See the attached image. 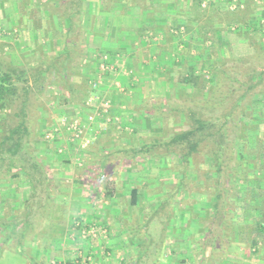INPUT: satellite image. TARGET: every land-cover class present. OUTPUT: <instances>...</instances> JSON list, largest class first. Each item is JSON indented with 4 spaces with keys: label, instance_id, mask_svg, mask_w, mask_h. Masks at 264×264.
<instances>
[{
    "label": "crops",
    "instance_id": "crops-1",
    "mask_svg": "<svg viewBox=\"0 0 264 264\" xmlns=\"http://www.w3.org/2000/svg\"><path fill=\"white\" fill-rule=\"evenodd\" d=\"M230 1L215 0L207 9L224 11ZM197 2L0 0V55L11 61L9 57L19 54L23 60L14 64L22 66L32 65L33 60L38 63L40 57L65 55L61 69L69 75L67 85L78 86L86 77L91 86V109L97 107L114 125L107 127L101 114L95 116L87 131L95 140L81 152L82 164L72 159L82 150L74 143L78 141L67 143L74 145L67 147V156L58 153L56 140L42 141L33 150L43 169L35 188L22 171L17 179H0V264H141L150 249L159 258L149 259L151 264H194L195 259H182L180 249V259H174L171 249L177 248V241L169 228L164 236L161 230L158 237L142 235L133 220L138 209L128 205L130 194L124 212L115 203L118 196L102 186L114 163L104 162L108 169L101 174L98 158L101 152L114 155L136 149L142 137L155 134L156 128H147L142 121L160 119L153 113V105L169 101L168 82L185 74L192 64L186 58V51L196 47L189 44L196 34L191 27L201 24L204 10ZM263 13L264 6L258 14ZM71 53L73 62L66 60ZM71 63L76 64L75 71H71ZM68 101L64 112L70 118L82 115L80 102ZM128 161L120 159V164L129 168ZM92 229H96L95 235ZM179 240L180 247L186 248L187 242ZM168 246L169 255L163 250ZM253 258L244 254L242 259L233 256L228 260L229 264H264L263 259Z\"/></svg>",
    "mask_w": 264,
    "mask_h": 264
},
{
    "label": "trees",
    "instance_id": "trees-1",
    "mask_svg": "<svg viewBox=\"0 0 264 264\" xmlns=\"http://www.w3.org/2000/svg\"><path fill=\"white\" fill-rule=\"evenodd\" d=\"M225 12L222 14L236 17L234 20L237 22L242 23L248 18L246 13L239 10ZM188 30L187 26L183 35ZM218 31L219 28L209 23L199 26L195 36L191 38L196 44H204V47H198L197 58L208 55L205 42L211 38L214 40L212 35L215 36ZM73 55H67L66 60L70 58L73 62ZM64 56L46 59L40 57L38 65L33 67L14 64L0 55V179H17L22 171L29 179L31 187L35 188L37 177L43 170L33 150L41 143L37 139L39 134L35 125L38 120L41 122L44 119L37 111L33 114L31 110L32 88H36V92H42L45 89L44 82L50 80L57 89L65 91L69 100L80 102L85 112L89 110L85 105L91 86L86 77L78 86L67 85L69 75L61 69ZM248 62L251 65L249 71L244 69ZM248 62L242 63L243 68L232 67L225 59L214 57L208 71L190 69L183 73L179 78L183 91L177 96L180 101L173 105H153L156 107L153 113L160 116L156 121L158 129L161 130L160 127L165 124L164 117L169 112H183L184 120L174 121L180 128L173 130V133L163 132V135H168L167 138L162 135L142 137L141 143L137 142L140 143L139 147L123 151L125 155L122 160L137 158L135 162L130 160L126 163L129 168L142 166L141 164H147L146 160L152 159L160 164L165 160V170L170 172L177 167L180 169V176L175 185L170 186L169 195H162L161 191L162 182L165 183L170 176L169 172L160 173L159 185L150 188L149 192L152 193L149 198L157 203L151 215L164 217L160 222L162 236L167 228L174 229V224H177L182 239L189 246V258L199 256L195 264H229L228 259L234 256L235 251L232 245L234 236L245 244L250 254H256L259 246H264V152L248 147V132L256 129L257 125L252 122V114L245 113L250 105L244 100L245 96L252 94L256 86L263 85L264 66L255 67L252 66L253 61ZM75 67L76 64L71 63V71H75ZM254 75L258 78L256 81H252ZM243 76L251 79L243 80ZM201 77H206V82L209 83L205 92L200 90L204 85L199 88L196 86ZM60 78L63 85L58 82ZM263 90L261 87L259 91ZM195 92L202 94L198 96ZM261 135L262 137L254 134L255 147L263 142L264 134ZM238 141L242 142V146L237 145ZM111 154H99L98 166H101V174L108 169L104 162L109 160ZM174 156L180 161L172 162L170 157ZM204 158L214 164L213 168L199 167V161L202 159L204 163ZM196 172H202L207 178H198ZM148 183L146 180L142 184L147 187ZM128 193L131 196L128 205L136 210L137 187H133ZM178 193L182 197L177 204L173 207L168 205L170 197ZM194 197L198 199L193 200ZM116 200L120 204L123 197L118 196ZM244 215L249 218L240 223L239 218ZM149 220V215H146L138 223L134 222L135 226L139 225L137 229L140 232L144 230L143 235L147 234L144 228H147ZM195 234L198 237H194ZM207 249L209 253L205 254ZM205 259L210 261L204 263Z\"/></svg>",
    "mask_w": 264,
    "mask_h": 264
},
{
    "label": "rangeland",
    "instance_id": "rangeland-1",
    "mask_svg": "<svg viewBox=\"0 0 264 264\" xmlns=\"http://www.w3.org/2000/svg\"><path fill=\"white\" fill-rule=\"evenodd\" d=\"M229 1V0H228ZM248 1V2H247ZM246 2H244L243 0H231L229 2V4L227 5V9H224V11H219L217 13H215V9H211L210 11L207 9L210 7H201L200 9H204L202 11L201 16V24L204 23V25H207V23L217 27L220 29V33L212 35L214 37L211 38L210 40H207L205 42V47L206 49H208L209 53L208 55H205L204 57H200V58H196L193 55H199V51H198V47L199 46H203L204 44H202L201 42L196 45V47H191L187 53V59L192 63L191 65H189V69L186 70H190L192 69L193 71H208L210 68V64L212 63V59L215 57L216 59H225L226 62H228V65H232V67H236V66H241L243 68L242 63L244 64V62L246 61V63L248 61H253V65L252 66H264V49H262L264 47V13L262 14V16L260 14H258L260 8L262 9V7L264 6V3L262 0H247ZM198 3V2H197ZM237 11L239 10L241 13H246V17H248L246 20H244V22H237L234 19L236 17L233 16H228V13L225 11ZM222 12L226 13L227 16L223 15ZM260 15V17L258 16ZM216 19V20H215ZM215 20V24H213V21ZM209 21V22H207ZM211 22V23H210ZM200 24V25H201ZM199 25V26H200ZM199 26H192L191 28L193 30H197L199 28ZM195 30V32H196ZM246 31V32H245ZM177 34L179 33V31H175ZM175 33V34H176ZM216 38V39H215ZM209 41V42H208ZM195 42V41H194ZM193 41H190L189 44L194 43ZM194 50V51H193ZM193 51V53L191 52ZM249 56V57H248ZM11 60V62H18V60H23L21 58V56H19V54H13V56L9 57ZM33 57H30L29 59H32ZM196 60V62H194V60ZM36 60H33L32 65L30 64V66H37L38 64H36ZM18 65V64H17ZM184 65H187V63H185ZM28 66V65H27ZM188 66V65H187ZM251 67V65H249L248 62V66L244 65V69L249 71V68ZM243 69V70H244ZM184 73V72H183ZM182 73V74H183ZM179 73V75L176 78H172L167 85V89H169V94L167 97H170L169 101H164L165 104L167 105H173L174 103L180 101L179 98L177 97L178 95L181 94V91H183L182 86L180 88V83H179V78L182 75ZM254 78L252 79V81H256L258 78L255 77V75L253 76ZM243 80H250L251 78L242 77ZM52 85V83L50 82V80H46L44 82V87L45 89L42 92H36L37 89L36 88H32V94H31V99H32V105H31V110L33 112V114L37 111V113L39 114V116H41L44 121L42 120L40 122V120H38L37 124L35 125V130H37L38 132V141H41L40 145H42V141L47 142L46 140L43 139L42 135L44 133V131L52 128L55 123H56V119L59 116H66L67 118H70V113H66L64 112V109H66L67 107L65 105H68L69 103V99L67 98L68 96L66 95L65 91L60 89H57V86H50ZM263 85H258L254 88L253 92L251 95H247L245 96L244 100L245 102L247 101L249 103V107L246 108L245 113L249 112L252 114V122H255L254 125H257V128L249 131L248 132V147L251 146L252 149L256 150H261V152H264V140L263 142L260 144V146H254V134H258L260 135V137H262L261 134H264V90L263 91H259L260 88H264V78L262 81ZM49 85V86H48ZM196 85V84H195ZM202 85L203 88L201 87ZM209 83L206 82V77H201L200 80L197 83V87H201L200 90L202 89L203 92H205L207 90ZM195 87V86H194ZM50 89V90H49ZM193 90H195L193 88ZM198 93V92H195ZM198 96H201L202 93H198ZM193 97V96H192ZM234 96H232L233 98ZM161 102V101H160ZM163 103V104H164ZM162 104V103H161ZM101 108V107H100ZM103 112V111H102ZM167 112V111H166ZM169 112V111H168ZM167 112V113H168ZM98 115L101 114V111H97ZM81 114V113H80ZM216 114V113H215ZM74 115L71 112V116ZM80 116H85L84 115V111L82 112V115ZM100 116L103 117L104 121L111 123L110 125H105L107 127L109 126H114L112 125V120L109 117H105V115L101 114ZM101 117V118H102ZM244 118H246L243 115ZM165 124H163V126H161V130L158 129V125L157 122L152 121V120H144L142 121V123H145V126L150 129H152V127L156 128L155 129V134L153 132V134H150L148 136L152 137V136H164L165 138L168 137V135H163V132H168V133H173V130H175L176 128H180L179 125L174 124V121L176 120L177 122L183 121L184 116H183V112H175V113H171L170 112L165 115ZM113 119V118H112ZM185 124V123H184ZM100 125V123H99ZM129 129L131 128V125L128 124ZM140 126V125H139ZM101 127L99 126L98 129H100ZM97 129V131H98ZM97 131H95L97 133ZM158 131V132H156ZM152 132V131H151ZM88 134V133H87ZM92 134V133H91ZM91 134H88L87 136L90 139ZM159 134V135H157ZM253 134V136H252ZM99 135V133H98ZM100 137V135H99ZM98 138V137H97ZM56 140V142L58 143V153H60L61 156H67L68 155V146H74L71 145L73 143H71V138L69 136V133L65 132L63 129L57 134L56 138L54 139ZM52 141H48L49 143L53 142ZM95 140V135H94V139H90V141L88 142L87 146L85 147H81L78 152L75 153V156L72 157V159L74 161H76L79 164H82V160H84V157H82L80 154L81 152H84V149L87 148L91 143H93ZM70 141V142H67ZM67 143H71L70 145H68ZM75 144L79 145L78 142H74ZM56 144V143H55ZM237 145L240 147L242 146V142L238 141ZM253 146V147H252ZM67 148V149H65ZM74 149H77L74 147ZM83 154V153H82ZM125 153L124 152H120V153H116V154H112L109 157V160L114 163V166L112 169H109V173H105L106 176L104 177L105 180L108 179V181L102 186L105 185L106 187V191H108L109 193H114L115 196H120L123 197V200L120 201V206L119 208L121 210L124 211V209H126V205L128 202V192L130 189H132L133 187H137L138 189V196L140 197V199L137 200V204H136V209L137 210V214L136 212H134L136 215H133V220L134 222H137L139 220H142L144 216L149 215L150 217V222L147 225L146 228V232L149 233L152 237H158L160 234V230H161V218L164 219L163 216H159V215H151L152 211L154 209V207L157 206V203L152 199L149 198L151 197V195H149L152 192L150 188H154L157 187L159 185L158 183V179H159V174L160 173H170V176L167 177V179L165 180V183L162 182V195H169V190H170V186L175 185L177 178L180 176V169L177 167L176 170H173L170 172V170H165L166 168V162L164 160V162H162L161 164L158 163L157 161H153L152 159L146 160L148 161L147 164H141L142 166H135L134 168H126L124 167L122 164H120V159L124 158ZM65 159V158H64ZM137 158H132L131 160H133V162L136 161ZM170 159L172 160V162L177 163L179 162V158L177 156L174 157H170ZM117 163H116V162ZM123 161H128V160H122ZM130 161V160H129ZM167 161V159H166ZM199 167H201L202 169H211L213 168L214 164L209 161V159H205L204 158V163L201 161H199ZM161 166V167H160ZM262 172L264 173V170H262ZM196 174L198 175L197 177L200 179H204V177L207 178L206 175L202 174V172H200V174H198L196 172ZM142 175V176H141ZM194 175V174H192ZM191 175V176H192ZM119 179H122V181ZM148 180V186L144 187V185L142 184L144 181ZM122 186L124 188H122ZM103 187V188H105ZM118 188V189H117ZM160 192V191H159ZM156 193V192H155ZM153 193V194H155ZM158 193V192H157ZM182 194L178 193L177 195H174L173 197H170L169 203L168 205H171L172 207L175 206V204H177L178 199H181ZM198 199L197 197L193 200ZM115 203H119L117 202V200L115 201ZM136 211V210H135ZM152 216V217H151ZM249 218L248 215H244L241 218H239V222L243 223L241 221L245 220ZM176 222V221H175ZM238 222V223H239ZM95 225V224H92ZM176 227V228H175ZM177 224H174V229L173 227L169 228L168 231L171 232L173 239H176V247L174 248H170L169 246L165 249L161 248L164 250V253L166 254H171L169 253V248L171 250L174 249V251H172V253L174 254V259H180L177 258V256H179L178 250L180 249V255L184 258L182 259H192L189 258L190 251H189V246H186V248L184 247H180L181 245V241L179 240V238L182 240V236L180 235V231L177 229ZM173 231V232H172ZM194 231V230H193ZM144 233L142 232V235ZM91 235V234H90ZM198 237V234H195L194 237ZM235 239H233V247H235V251H234V256H236L239 259H242V255L246 254L247 257L251 256L254 257L253 259H263L264 261V246H259V251L256 254H250L249 250H247V248L245 247V244L241 241H239V238H237L236 236H234ZM169 245V244H168ZM187 245V244H186ZM232 247V248H233ZM237 247V248H236ZM177 250V253H176ZM156 250L150 249L145 251V257L143 259H145L144 261H141V264H151V262H148L149 259H159L157 258V253L155 252ZM163 253V251H162ZM209 253V249H207L205 251V254ZM191 257V256H190ZM199 257V256H198ZM198 257H194L195 258V262L198 259ZM252 259V258H250ZM210 259H205L203 260V262H209ZM194 262V264H195Z\"/></svg>",
    "mask_w": 264,
    "mask_h": 264
},
{
    "label": "built area",
    "instance_id": "built-area-1",
    "mask_svg": "<svg viewBox=\"0 0 264 264\" xmlns=\"http://www.w3.org/2000/svg\"><path fill=\"white\" fill-rule=\"evenodd\" d=\"M215 0H198V4L201 7H207ZM182 30V29H180ZM104 68H107L108 65L103 64ZM89 107L87 112H84L85 116H75L71 117V119L67 118L66 116H59L56 119L55 125L44 131L42 137L46 141H52L56 138L57 134L63 129L65 132L69 133L71 140L78 141L80 147L87 146L88 142L90 141L89 137L87 136V131L89 130V126L95 119V116L98 115L97 107L94 110L92 108V98H88L86 101V105ZM102 111L106 112L105 107L102 106ZM92 235L96 234V229L91 230ZM53 264H63L62 262H57Z\"/></svg>",
    "mask_w": 264,
    "mask_h": 264
}]
</instances>
